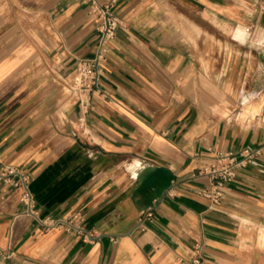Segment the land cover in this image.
Masks as SVG:
<instances>
[{
  "label": "crops",
  "instance_id": "0c3cea01",
  "mask_svg": "<svg viewBox=\"0 0 264 264\" xmlns=\"http://www.w3.org/2000/svg\"><path fill=\"white\" fill-rule=\"evenodd\" d=\"M257 1L115 0L126 26L83 113L71 80L97 47L89 5L0 0V158L30 174L42 216L78 214L92 234L38 230L0 180L14 252L0 264H190L196 243L204 264H264V149L221 205L197 193L218 151L264 144Z\"/></svg>",
  "mask_w": 264,
  "mask_h": 264
},
{
  "label": "built area",
  "instance_id": "2783aa9c",
  "mask_svg": "<svg viewBox=\"0 0 264 264\" xmlns=\"http://www.w3.org/2000/svg\"><path fill=\"white\" fill-rule=\"evenodd\" d=\"M89 5V13L96 23L99 32L95 53L90 57L79 59L76 72L71 80V90L76 103L83 113H87L94 107L93 98L96 94H104L101 87V78L104 72V63L107 61L112 42L119 29L126 26L125 19L115 10V0L101 2L100 0H82ZM256 10H264V0H258ZM264 144L258 146H244L238 151H218L213 159L200 169V173L209 175V185L201 187L197 193L209 201L211 206L221 205L225 196L227 184L235 178L241 167L256 164L257 158L262 154ZM0 180L13 187L21 188L20 200L25 211L37 220V229L47 231L53 227H64L67 230H75L85 238L92 236L83 219L75 214L66 218H52L42 216L36 206V199L31 190V176L28 172L18 167L3 162L0 158ZM152 210L143 211L140 222L145 217H150ZM202 245L196 243V253L190 264H204L199 253ZM14 255L13 251H5L0 248V257L7 258Z\"/></svg>",
  "mask_w": 264,
  "mask_h": 264
},
{
  "label": "rangeland",
  "instance_id": "374dc122",
  "mask_svg": "<svg viewBox=\"0 0 264 264\" xmlns=\"http://www.w3.org/2000/svg\"><path fill=\"white\" fill-rule=\"evenodd\" d=\"M260 243H261V246L264 248V239Z\"/></svg>",
  "mask_w": 264,
  "mask_h": 264
},
{
  "label": "water",
  "instance_id": "95a60500",
  "mask_svg": "<svg viewBox=\"0 0 264 264\" xmlns=\"http://www.w3.org/2000/svg\"><path fill=\"white\" fill-rule=\"evenodd\" d=\"M166 192H167V191H166ZM166 192H165V193H166ZM165 193H164V194H165Z\"/></svg>",
  "mask_w": 264,
  "mask_h": 264
}]
</instances>
